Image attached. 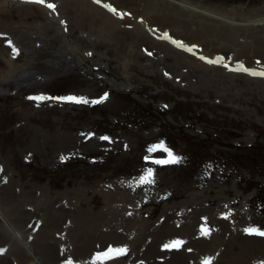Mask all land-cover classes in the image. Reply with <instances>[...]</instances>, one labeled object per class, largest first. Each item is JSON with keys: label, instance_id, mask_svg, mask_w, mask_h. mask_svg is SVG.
<instances>
[{"label": "rangeland", "instance_id": "1", "mask_svg": "<svg viewBox=\"0 0 264 264\" xmlns=\"http://www.w3.org/2000/svg\"><path fill=\"white\" fill-rule=\"evenodd\" d=\"M101 1L77 6L115 17L103 4L114 0ZM174 1L264 19V0ZM20 2L0 0V209L44 263L264 262V237L245 232L264 230V77L236 70L264 71V21L232 29L202 15L191 67L149 37L129 36L128 20L112 37L87 30L72 10L62 9L58 21L52 11L42 23L18 10L8 16ZM157 7L172 21L185 14L169 1ZM105 93L95 104L60 99ZM161 143L181 161L152 163L168 158L148 152ZM149 168L154 182L139 184ZM202 226L211 231L202 234ZM174 240L184 243L164 247ZM110 246L127 254L97 256ZM26 248L0 223V264H28Z\"/></svg>", "mask_w": 264, "mask_h": 264}, {"label": "bare ground", "instance_id": "2", "mask_svg": "<svg viewBox=\"0 0 264 264\" xmlns=\"http://www.w3.org/2000/svg\"><path fill=\"white\" fill-rule=\"evenodd\" d=\"M48 1L50 0H47L45 4L33 2V4L30 5L29 3H26V1L21 0L19 4L20 7H16L15 4L10 5L7 15H15L14 10H18L19 15L17 17L19 18L26 19L29 17L39 23L45 22V20L49 18L50 13L53 11L46 6ZM77 1L79 0H51L49 3H54L57 6L55 9V13H53L52 15L58 17L52 19L55 21L61 19L60 14L62 9L65 11L72 10V15L78 16L82 21H84V26L87 30L107 29L106 35L112 37H117L118 34H122L124 31H126L124 28H121L120 25H118L119 20H128L134 26V32H128L129 36L133 35L138 40L146 39L149 37L155 45H159L166 49L167 54L172 53L177 58L178 62H189V66L191 67L196 65L199 61L198 55L200 52L199 50H201L199 47L201 41L200 34L202 15L211 17L214 20H219L222 23L227 24V26L232 29H239L246 26L251 27L261 21L258 19V17L246 18L242 16H232L225 14H222L223 16H218L214 11L202 10V8H200L198 4L190 3L193 5L191 6L188 3L180 4V2L174 0H114L113 4H115V6L110 5L111 2H105L103 3L104 5H109L110 7L116 9L115 14L111 11V13L114 14L115 17H110L108 12L102 11L103 8L99 10L102 14L100 17L97 11L93 15H88L84 10L81 11V8L77 6ZM164 1H169V3L175 4L180 12L185 13L183 15L185 18L181 16L182 14H178L180 18L176 17V19L172 21L169 12H161L162 10L157 7L159 3H162ZM86 2L94 8H101L100 5L95 2V0H86ZM117 8H119L120 10L118 11L119 14L117 12ZM106 9L109 10L108 7H106ZM126 10H129L133 13H125ZM32 12L34 15L33 17H30L29 14ZM133 15H135L134 20H131ZM136 18L137 21L135 20ZM155 20L158 21L156 30L152 25H150V22ZM68 25L69 24L66 23L67 27ZM66 35H71L69 30L66 31ZM170 39L175 43L178 42L180 44H184V46H176L175 43L173 44ZM186 49H191L189 50L192 54V57L190 56V60H186L182 57L188 55L181 51ZM39 205H41V202H39V204L35 203L34 208L38 207ZM57 210H59V208H57ZM0 215L1 218H3V220H0L2 226L10 231L12 235L14 233L16 237L14 235L13 236L17 241L19 240L20 244L22 241L27 246V254L29 255L28 264H45L44 260H42L43 258H41L39 254H35L31 244L27 243L28 240H26L22 236V233L18 231V227H16L17 229L15 228V226L11 223V221L1 209ZM7 225H9L10 229ZM56 227H58V223L56 224ZM166 230L173 231L172 225L168 227L166 225ZM50 248H53L52 245L50 246ZM30 252L36 258V260H38V262L35 261L33 256L31 257ZM153 253L155 252L152 251V254ZM159 253L161 254V252ZM176 264L180 263L176 262Z\"/></svg>", "mask_w": 264, "mask_h": 264}, {"label": "snow or ice", "instance_id": "3", "mask_svg": "<svg viewBox=\"0 0 264 264\" xmlns=\"http://www.w3.org/2000/svg\"><path fill=\"white\" fill-rule=\"evenodd\" d=\"M29 2H35V3H39V4H45L46 0H29ZM96 3H100L101 0H95ZM46 6L50 9L55 11L56 9V5L54 3H47ZM105 7H108L110 11H112L114 14L116 13V9L110 7L109 5H105ZM61 23H64L63 21H61ZM8 46L12 48L13 52H17L18 50L15 48V46L13 45L11 40L7 41ZM181 46H183L181 44ZM191 50V49H189ZM151 53H149L150 55ZM201 59H204L203 57H201ZM223 60V58H219L216 61H209L210 63H221ZM225 67H227V65H225ZM236 70H243L244 72H246L247 74L250 75H254V76H260V77H264V71H255V70H251L248 69L246 67H244L243 65H241L238 69ZM34 99L38 100V101H42L45 98L44 97H35ZM62 100L68 101V102H73V103H83V104H87V103H101L104 100L107 99V93L104 94V96H102L99 100H94V101H89L87 98L84 97H75V96H69V97H63L60 98ZM101 139L103 140H107L109 139L108 137H101ZM156 150H164L167 152V156L168 158L165 160H152V163H157V164H175V163H179L181 161V157L177 156L174 152H172L170 149H167L162 143L160 145H153L151 147H149L148 152L151 153L153 151ZM145 161H150V157L146 156L145 157ZM154 182V172L153 169L149 168L146 170V173L142 176H140L138 178V183L139 184H148V183H153ZM202 234L207 235L211 230L207 227L202 226L201 228ZM245 232L249 235H259L261 237H264V230L259 229L258 227H249L247 229H245ZM183 241L181 240H174L171 241L169 244H166L164 247L165 248H175L178 249L183 245ZM128 249L126 247L123 248H112L111 246L108 248L107 252L105 253H98L97 256H105L108 259H117L120 256L126 255L127 254ZM109 253H112L113 255H109ZM67 264H72V261L69 260L67 262ZM92 264H96V258H93V262ZM204 264H211V258L205 260ZM261 264H264V262H261Z\"/></svg>", "mask_w": 264, "mask_h": 264}]
</instances>
